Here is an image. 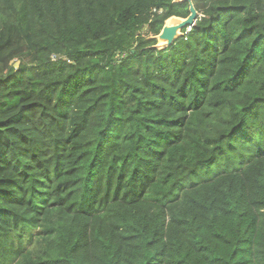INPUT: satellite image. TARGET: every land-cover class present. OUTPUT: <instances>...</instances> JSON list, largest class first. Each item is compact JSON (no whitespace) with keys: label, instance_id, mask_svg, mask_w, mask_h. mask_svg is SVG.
Returning <instances> with one entry per match:
<instances>
[{"label":"trees","instance_id":"trees-1","mask_svg":"<svg viewBox=\"0 0 264 264\" xmlns=\"http://www.w3.org/2000/svg\"><path fill=\"white\" fill-rule=\"evenodd\" d=\"M191 1L0 0V264H264V0Z\"/></svg>","mask_w":264,"mask_h":264},{"label":"water","instance_id":"water-1","mask_svg":"<svg viewBox=\"0 0 264 264\" xmlns=\"http://www.w3.org/2000/svg\"><path fill=\"white\" fill-rule=\"evenodd\" d=\"M175 1H186L188 2V10L189 14L185 18H179L177 16H172L168 18L165 22L164 25L159 32L158 35L155 36V39L158 40L160 43H156L154 47L156 48H164L168 45H170L177 37L182 35L181 30L185 28H190L195 24V21L198 17V12L195 9L193 3L191 0H175ZM168 20H175V23L172 25H167Z\"/></svg>","mask_w":264,"mask_h":264},{"label":"bare ground","instance_id":"bare-ground-1","mask_svg":"<svg viewBox=\"0 0 264 264\" xmlns=\"http://www.w3.org/2000/svg\"><path fill=\"white\" fill-rule=\"evenodd\" d=\"M166 23H167V25H172L175 23V20H168Z\"/></svg>","mask_w":264,"mask_h":264},{"label":"rangeland","instance_id":"rangeland-1","mask_svg":"<svg viewBox=\"0 0 264 264\" xmlns=\"http://www.w3.org/2000/svg\"><path fill=\"white\" fill-rule=\"evenodd\" d=\"M179 18H181V17H179ZM156 41H157V43H159L157 39H156ZM159 44H160V43H159ZM27 61L29 62V59H27Z\"/></svg>","mask_w":264,"mask_h":264},{"label":"clouds","instance_id":"clouds-1","mask_svg":"<svg viewBox=\"0 0 264 264\" xmlns=\"http://www.w3.org/2000/svg\"><path fill=\"white\" fill-rule=\"evenodd\" d=\"M190 28H187V31H189Z\"/></svg>","mask_w":264,"mask_h":264}]
</instances>
